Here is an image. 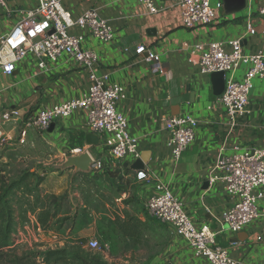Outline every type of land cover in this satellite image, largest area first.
Returning <instances> with one entry per match:
<instances>
[{
  "label": "crops",
  "instance_id": "obj_1",
  "mask_svg": "<svg viewBox=\"0 0 264 264\" xmlns=\"http://www.w3.org/2000/svg\"><path fill=\"white\" fill-rule=\"evenodd\" d=\"M221 1L223 8L216 11L213 23L186 28L179 0H156L160 7L157 14H151L138 0H62L74 18L95 9L115 28V38L110 42H100L86 30L74 28L71 32L84 34L83 47L98 55L95 72L108 74L110 82L124 87L126 98L118 103V109L127 117L128 132L137 139L141 154L150 151L151 156L144 169L134 170V158H110L103 145L104 136L100 137V145H88L85 137L90 130L85 110L56 121L52 131L50 127L41 131L58 154L56 166L66 160V149L71 154L81 149L101 159L105 169L90 173L96 186L92 182L88 199L71 190L73 180L80 175L74 169L44 171L46 193L67 194L68 203H64L66 210L60 214L59 222L42 230L40 237L43 233L62 246L83 244L87 236L89 240L101 237L111 249L107 255L97 253L108 264H209L194 256L173 226L150 215L147 201L163 184L183 201L196 227L207 225L216 232L217 242L231 257L264 264V186L256 189L260 217L241 232L233 233L221 222L223 212L232 203L230 196L220 181L206 185L219 160L238 151L264 148V79L254 80L248 113L232 127L225 110L218 105L210 74L200 71L199 55L190 52L196 44L206 48L211 42L228 45L234 39H242L246 54L264 51V18L258 13L264 0H247L245 9L231 13ZM6 2V7L0 9V36L9 33L25 11L36 4V0ZM249 24L255 34L248 32ZM140 44L160 56L164 74L154 73L146 54L136 53ZM248 68L242 64L235 77L243 78ZM88 87V70L70 56L63 55L44 71L29 56L17 63L12 75L0 71V112L16 108L23 115H33L45 107L80 98ZM174 114L191 115L199 122L194 140L178 162L171 158L164 127L165 118ZM2 133L12 137L15 128ZM103 216L105 230L100 225ZM81 221L89 224L79 226Z\"/></svg>",
  "mask_w": 264,
  "mask_h": 264
},
{
  "label": "built area",
  "instance_id": "obj_2",
  "mask_svg": "<svg viewBox=\"0 0 264 264\" xmlns=\"http://www.w3.org/2000/svg\"><path fill=\"white\" fill-rule=\"evenodd\" d=\"M138 1L145 5L151 14L159 13L160 7L156 0ZM6 4V0H0V9L5 8ZM179 7L183 26L194 28L213 23L216 11L223 8V2L179 0ZM258 13L264 18V7H260ZM74 28L86 30L100 42H110L115 38V28L95 9H88L74 18L62 0H36V4L25 11L24 17L12 30L0 36V71L12 75L17 63L23 62L29 56H32L37 66L44 71L63 55L70 56L88 70L87 92L80 98L45 107L31 115L26 125L43 131L53 122L69 117L77 110H85L88 129L100 137L104 136L103 145L113 161L128 157L137 160L141 154L138 141L128 132V119L118 109V103L126 98V91L122 85L110 82L108 74L99 75L95 72L98 55L83 47L86 37L84 34L72 33ZM248 32H256L251 24L248 25ZM190 52L199 55V68L202 73H226L225 89L217 97V101L225 110L231 126H235L238 118L248 113L247 106L254 80L264 79V51L246 54L243 51L242 39H234L229 41L228 45L220 41L211 42L206 48L202 44H196L190 47ZM136 53L146 54V61L151 64L154 73H165L160 56L149 50L145 44H140ZM242 64L249 65V68L243 78L237 79L234 73ZM228 73L230 76H227ZM22 115L19 109L5 108L0 112V120L19 119ZM198 125V120L191 115L174 114L165 118L167 147L173 161L178 162L181 159L194 140ZM6 140L1 131L0 146H4ZM74 151L82 152L81 149ZM93 159L92 169L103 171V161L94 157ZM218 170L223 173H216ZM219 181L232 200L223 212L221 222L227 230L239 233L260 217L256 189L264 186V148L238 151L219 160L213 166L209 182L215 184ZM146 206L153 218L173 226L175 232L192 249L194 256L206 259L209 264H249L231 257L228 250L217 242V234L209 226L196 227L188 216L183 201L167 186L158 185L156 194L149 198ZM34 223L40 234L41 225L37 219ZM25 229L28 230V227ZM22 235L19 228L14 236L20 241L18 238ZM258 239L262 240V236H258ZM88 247L100 251L103 255H107L111 249L108 243H101L96 238L89 240Z\"/></svg>",
  "mask_w": 264,
  "mask_h": 264
},
{
  "label": "rangeland",
  "instance_id": "obj_3",
  "mask_svg": "<svg viewBox=\"0 0 264 264\" xmlns=\"http://www.w3.org/2000/svg\"><path fill=\"white\" fill-rule=\"evenodd\" d=\"M30 116L29 113H24L19 119L14 118L8 121L0 120L1 131L15 128V134L12 137L8 138L4 135L7 139L6 143L4 146H0V170L10 178L19 177L22 171L26 169L31 171L37 170L41 176L45 170L49 173L56 170L58 154L44 139L40 130L26 125ZM43 178L46 179V176H43ZM92 182L90 174L80 173V175L73 180L71 190L77 192L81 198L88 199ZM45 184L47 185V183H44V185ZM93 184L96 186V183L93 182ZM44 185L41 187L43 194H45L47 190ZM33 200L34 198L31 199L32 204L34 203ZM15 203L20 222L19 228L23 235L18 238L20 241H17L14 236L15 245L2 251L4 253V260L0 264H47L44 261L45 252L48 250H58L64 247H67L70 252L67 254V256L70 257L67 261L73 260V262L78 263V260L73 255L77 250V245L62 246L55 241L56 239H50V237L43 235V233L42 237H39V233L37 229H35V214L26 211L30 207L26 201V197L19 193ZM66 203H68V201H66ZM74 203L78 204V201ZM103 218L100 225L104 227L105 230L103 224L105 223L106 217L103 216ZM86 224H89V221H81L79 226L83 227ZM24 226L28 227V230L25 229ZM42 230L44 229L42 228ZM96 238H98L101 243L106 242V240L101 237ZM88 242L89 236L86 237L82 249L94 255L98 251L90 249L88 247ZM148 252H150V248H148ZM90 257L91 256H89V259ZM11 261L12 263H9Z\"/></svg>",
  "mask_w": 264,
  "mask_h": 264
},
{
  "label": "trees",
  "instance_id": "obj_4",
  "mask_svg": "<svg viewBox=\"0 0 264 264\" xmlns=\"http://www.w3.org/2000/svg\"><path fill=\"white\" fill-rule=\"evenodd\" d=\"M43 176L45 174L43 173L41 176L37 170L26 169L19 177L10 178L0 170V263L4 260L2 251L15 245L14 235L20 226L15 203L19 193L26 197V201L30 205L26 211L35 214L38 223L44 230L53 223H58L60 214L65 213L64 203L67 200V194L56 195L46 192L43 194L41 190L45 181ZM32 198H34L33 204L31 203ZM82 248V243L77 245V250L73 254L78 263L73 260L67 261L70 258L67 256L70 253L67 247L48 250L44 254V261L47 264H108L99 253L96 252L92 255L91 252H85ZM89 256H91L90 259Z\"/></svg>",
  "mask_w": 264,
  "mask_h": 264
},
{
  "label": "water",
  "instance_id": "obj_5",
  "mask_svg": "<svg viewBox=\"0 0 264 264\" xmlns=\"http://www.w3.org/2000/svg\"><path fill=\"white\" fill-rule=\"evenodd\" d=\"M247 0H224L225 10L228 13L231 12H239L245 9ZM211 81L213 85V91L215 96H220L225 89L226 85V73L223 71L213 72L210 74ZM56 123L53 122L50 125L49 131H52L55 127ZM1 135V130H0ZM86 142L90 146H98L100 145V136L89 132L86 134ZM67 154L66 160L56 166L58 170H67V169H74V173H83V174H90L92 172V165L94 163L93 156L91 155L89 150H85L81 153L71 154L69 149L65 150ZM151 156L150 151L143 152L141 157L137 159L132 165L131 168L134 170H142L145 168V164L148 163ZM123 175L122 170H120L121 178ZM209 184V181L206 185ZM171 264V263H168Z\"/></svg>",
  "mask_w": 264,
  "mask_h": 264
}]
</instances>
